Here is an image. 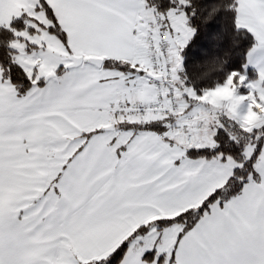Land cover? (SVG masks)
Listing matches in <instances>:
<instances>
[{
	"label": "snow or ice",
	"instance_id": "1",
	"mask_svg": "<svg viewBox=\"0 0 264 264\" xmlns=\"http://www.w3.org/2000/svg\"><path fill=\"white\" fill-rule=\"evenodd\" d=\"M0 264H264V0H0Z\"/></svg>",
	"mask_w": 264,
	"mask_h": 264
},
{
	"label": "crops",
	"instance_id": "2",
	"mask_svg": "<svg viewBox=\"0 0 264 264\" xmlns=\"http://www.w3.org/2000/svg\"><path fill=\"white\" fill-rule=\"evenodd\" d=\"M25 0H16L17 5L23 4Z\"/></svg>",
	"mask_w": 264,
	"mask_h": 264
},
{
	"label": "rangeland",
	"instance_id": "3",
	"mask_svg": "<svg viewBox=\"0 0 264 264\" xmlns=\"http://www.w3.org/2000/svg\"><path fill=\"white\" fill-rule=\"evenodd\" d=\"M225 94H227V93H225Z\"/></svg>",
	"mask_w": 264,
	"mask_h": 264
}]
</instances>
